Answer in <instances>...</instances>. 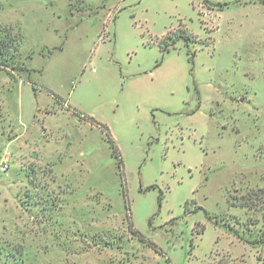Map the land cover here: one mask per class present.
Masks as SVG:
<instances>
[{
  "label": "rangeland",
  "instance_id": "rangeland-1",
  "mask_svg": "<svg viewBox=\"0 0 264 264\" xmlns=\"http://www.w3.org/2000/svg\"><path fill=\"white\" fill-rule=\"evenodd\" d=\"M0 40V264H263L264 0H0Z\"/></svg>",
  "mask_w": 264,
  "mask_h": 264
},
{
  "label": "trees",
  "instance_id": "trees-1",
  "mask_svg": "<svg viewBox=\"0 0 264 264\" xmlns=\"http://www.w3.org/2000/svg\"><path fill=\"white\" fill-rule=\"evenodd\" d=\"M12 40L13 39H11L9 41L11 42ZM11 45L12 44L6 43V42L0 40V55L2 53H4V51L6 49L5 48L6 46H11ZM160 48L162 49V51L167 50V45L163 43L160 46ZM3 63H4L3 62V59L1 58L0 59V65L3 64ZM76 113H78V112L76 111ZM77 116H79V117L82 116L84 119H86L87 121H89L90 124H94V125H96V126H98L99 128L102 129V131L105 134V138H106V140L109 143V146H110V149H111V153L117 158L119 172H120V175H122L123 174V172H122L123 165H122V162H121L120 153L118 151V148H117V146H116V144L114 142V139H113L112 135L110 134V131H109L108 127L105 124L96 121L92 116H89V115H79V114H77ZM245 195H243L241 198H244ZM248 195L251 196V198L253 196V200H259L260 199V201L264 202V191L262 189H256L255 191H253L252 193H250ZM251 200H250V204L247 201H245V200H240L238 204H240L242 206H249V205H252L253 202H254L253 200L252 201ZM227 229H231L230 231H233L232 228H230V227H227ZM202 230H203V228H201L198 231V233L202 232ZM234 234L237 236L236 232H234ZM237 237H239V236H237ZM258 241H261V240L253 241V243H256ZM150 243L152 245H154L152 242H150ZM262 263L264 264V259H262Z\"/></svg>",
  "mask_w": 264,
  "mask_h": 264
}]
</instances>
